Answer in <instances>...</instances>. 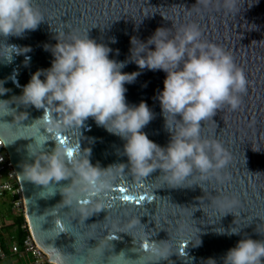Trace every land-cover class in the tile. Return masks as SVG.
Here are the masks:
<instances>
[{
	"label": "water",
	"instance_id": "obj_1",
	"mask_svg": "<svg viewBox=\"0 0 264 264\" xmlns=\"http://www.w3.org/2000/svg\"><path fill=\"white\" fill-rule=\"evenodd\" d=\"M223 4L224 0H209L207 7L200 0H32L43 17L37 29L21 37H0V57H12L10 62L0 59V80L14 75L16 81L8 79L4 87L10 91L0 96L5 105L0 109V141L22 191L30 234L51 263L116 264L123 253L120 264H210L207 260H218L241 236L264 239V0H236L235 12ZM187 24L197 25L203 41L229 53L246 80L238 109L224 106L200 123V139L216 140L230 156L222 170L230 179L224 183L201 180L197 171L180 187L169 185L159 170L138 177L127 164L120 137L91 118L81 128L61 125L58 130L54 125L62 119L59 113L36 110L18 98L32 74L51 66L53 57L43 46L55 45L54 38L66 42L72 35H88L113 50L109 59L125 61L131 37L145 41L158 27L174 35ZM5 45L31 51L21 55ZM122 71L141 73L125 85L126 102L147 104L154 118L141 131L166 147L170 134L155 99L165 73L140 70L134 63ZM57 147L72 151L71 157L64 153L65 177L46 185L29 180L26 168ZM86 160L100 173L95 186L81 183L77 168ZM105 173L114 178L100 187ZM121 188L125 191H116ZM237 189L240 207L227 215L218 210L213 200ZM125 195L132 201H124ZM140 196L145 199L137 204ZM232 229L241 236L227 235ZM198 237L201 243L194 247ZM161 242L171 245L170 255L150 258L149 249Z\"/></svg>",
	"mask_w": 264,
	"mask_h": 264
},
{
	"label": "clouds",
	"instance_id": "obj_2",
	"mask_svg": "<svg viewBox=\"0 0 264 264\" xmlns=\"http://www.w3.org/2000/svg\"><path fill=\"white\" fill-rule=\"evenodd\" d=\"M200 3L207 7L209 0H200ZM235 5L236 0H224L223 7L235 12ZM41 22L43 17L32 7V0H0V37H21L26 31L36 30ZM54 39L57 41L55 45L43 46L53 57L51 66L32 74L18 96L24 104L36 110L47 108L50 112L59 113L62 119L54 125L58 130L61 125L81 128L91 118L97 126L124 141L123 155L138 177H146L159 170L164 174V180L174 187L182 186L194 171L200 173L201 180L215 178L217 182L224 183L230 179L222 174L230 156L216 140L200 139V123L213 117L224 106L238 109L241 94L246 90V80L229 53L201 39L197 25H184L174 35L168 28L158 27L145 41L133 36L125 61L109 59L113 50L89 39L88 35H72L66 42ZM110 42L115 43V40ZM5 47L14 48L15 53L21 55L31 51L28 47ZM11 58L0 57L6 62ZM28 59L26 57L25 61ZM128 63H134L140 70L165 73L163 89L155 99L159 102L165 129L170 134L166 147L149 140L141 131L154 118L147 104L141 101L132 106L126 102L125 85L132 84L141 74L139 71L123 72ZM8 79L16 83L14 75L0 80V96L10 91L4 87ZM2 101L0 109L5 107ZM65 151L57 147L49 155L38 156L26 168V177L42 185L60 181L66 175ZM77 171L83 177L81 183L97 184L100 173L90 166L89 160L84 161ZM104 175L107 178L99 184L100 187H107L114 178L112 173ZM213 204L227 215L240 207V198L233 193L214 199ZM227 235L241 236L236 229L229 230ZM187 242L190 241H182ZM200 243L198 237L194 247ZM170 250L169 243L161 242L149 249L150 258H167ZM122 256L120 253L116 264H120ZM207 262L264 264V239L241 236L222 257Z\"/></svg>",
	"mask_w": 264,
	"mask_h": 264
},
{
	"label": "built area",
	"instance_id": "obj_3",
	"mask_svg": "<svg viewBox=\"0 0 264 264\" xmlns=\"http://www.w3.org/2000/svg\"><path fill=\"white\" fill-rule=\"evenodd\" d=\"M4 173L6 174L7 179L5 182H0V197L6 194H11L13 196V214L17 215V218H22L24 220V224L21 226V228L23 231L28 233L23 242V252L21 253L22 256L25 254L30 255L32 258V264H53L49 261V258L46 255L42 254L41 250L34 242V239L30 234L29 226L26 220V211L22 191L19 186L16 173L8 159V156L4 150V146L0 141V180L2 179V175ZM10 240H14V237L11 236ZM6 257V252L4 251L0 241V260L6 259Z\"/></svg>",
	"mask_w": 264,
	"mask_h": 264
},
{
	"label": "rangeland",
	"instance_id": "obj_4",
	"mask_svg": "<svg viewBox=\"0 0 264 264\" xmlns=\"http://www.w3.org/2000/svg\"><path fill=\"white\" fill-rule=\"evenodd\" d=\"M7 179L6 177V174L4 173L2 175V179L0 180V182H5ZM14 198L11 194H6L2 197H0V216L3 217V220L5 219L6 221H15L17 220V215H14L13 214V205H12V202H13ZM4 233L8 236H13L14 237V240L12 241H9V245H12V246H16L17 248H20V252H23V247L18 244V229H16L14 227V225L12 226H9V227H6L3 229ZM5 240V239H4ZM1 241H3V239H1ZM7 241H3V244L6 246V247H9L7 246ZM19 251H17V253H20ZM4 260H2V263H5L3 262ZM32 258L30 255H27L25 254V263H28V264H31L32 262Z\"/></svg>",
	"mask_w": 264,
	"mask_h": 264
},
{
	"label": "crops",
	"instance_id": "obj_5",
	"mask_svg": "<svg viewBox=\"0 0 264 264\" xmlns=\"http://www.w3.org/2000/svg\"><path fill=\"white\" fill-rule=\"evenodd\" d=\"M15 221H6L5 219L3 220V217L0 216V241L1 239H3V241H7V246L9 247H6L4 244V251L6 252V259H3L5 263H2V260H0V264H28V263H25V255L22 256V252H20V248H17L16 246H12V245H9V241L10 240V237L12 236H8L4 233L3 229L6 228V227H9V226H12L14 224ZM14 227L16 229L17 226L14 225ZM5 239V240H4ZM3 241H1L3 243ZM17 251H19L20 253H17ZM32 262V261H31ZM32 264V263H31Z\"/></svg>",
	"mask_w": 264,
	"mask_h": 264
},
{
	"label": "snow or ice",
	"instance_id": "obj_6",
	"mask_svg": "<svg viewBox=\"0 0 264 264\" xmlns=\"http://www.w3.org/2000/svg\"><path fill=\"white\" fill-rule=\"evenodd\" d=\"M57 139H59V137H57ZM59 142H60L61 145H63V144L65 143V141H64L63 139H59ZM66 155H67L68 157H71V156H72V151H71L70 149H66ZM116 191L124 192L125 189L121 188V189H117ZM91 194H92V195H95V193H91ZM235 194H236L237 196L240 197V196H241V192H240V190L237 189L236 192H235ZM243 195H244L245 197H247V196L249 195L248 189H247L246 187H245V189H244V191H243ZM122 199H123L124 201H126V202H131L133 198H132L131 196L125 195V196L122 197ZM144 199H145L144 196H140V197L138 198V200H136L135 202H136L137 204H139L140 201H143ZM81 202H82V203H87L88 201L83 200V201H81ZM108 207H111V204H109ZM109 239H115V237H109ZM181 247H183V245H181ZM143 248H144L145 250H147V249H148V244L145 243V244L143 245Z\"/></svg>",
	"mask_w": 264,
	"mask_h": 264
},
{
	"label": "trees",
	"instance_id": "obj_7",
	"mask_svg": "<svg viewBox=\"0 0 264 264\" xmlns=\"http://www.w3.org/2000/svg\"><path fill=\"white\" fill-rule=\"evenodd\" d=\"M23 224H24V220L22 218H17V220H15V222L13 224V225L17 226V228H18V244L20 245V247L21 246L23 247V242L28 235V233L23 231L21 228V226ZM2 246L4 247L3 243H2Z\"/></svg>",
	"mask_w": 264,
	"mask_h": 264
}]
</instances>
